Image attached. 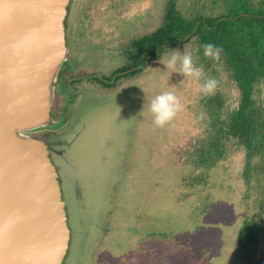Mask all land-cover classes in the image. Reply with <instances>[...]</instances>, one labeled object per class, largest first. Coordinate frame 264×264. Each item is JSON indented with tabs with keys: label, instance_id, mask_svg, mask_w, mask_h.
<instances>
[{
	"label": "rangeland",
	"instance_id": "rangeland-1",
	"mask_svg": "<svg viewBox=\"0 0 264 264\" xmlns=\"http://www.w3.org/2000/svg\"><path fill=\"white\" fill-rule=\"evenodd\" d=\"M168 1L70 0L68 67L54 83L64 85L63 115L31 135L52 145L62 184L70 229L63 264H264V215L255 206L256 183L244 184V151L229 146L201 180L192 157L212 133L203 101L219 91L225 114L237 106L225 73L205 75L218 81L209 95L189 78L154 70H163L159 58L136 74L112 76L135 60L127 52L131 42L161 24ZM175 2L190 7V0ZM163 91L175 92L181 107L157 127L148 103ZM248 216L260 234L240 250L238 232Z\"/></svg>",
	"mask_w": 264,
	"mask_h": 264
},
{
	"label": "water",
	"instance_id": "water-1",
	"mask_svg": "<svg viewBox=\"0 0 264 264\" xmlns=\"http://www.w3.org/2000/svg\"><path fill=\"white\" fill-rule=\"evenodd\" d=\"M70 0H0V264H63L70 229L50 121Z\"/></svg>",
	"mask_w": 264,
	"mask_h": 264
},
{
	"label": "trees",
	"instance_id": "trees-1",
	"mask_svg": "<svg viewBox=\"0 0 264 264\" xmlns=\"http://www.w3.org/2000/svg\"><path fill=\"white\" fill-rule=\"evenodd\" d=\"M189 5L184 10L175 0L168 1L161 24L131 42L127 52L135 60L112 76L117 75V80L128 70L127 74H136L167 48L187 46L196 63L203 65L205 75L216 77L223 71L236 90L237 106L225 114V99L219 91L203 101L212 133L192 157L203 170L201 180L225 158L229 146L243 150L244 184L256 183L259 197L255 206L264 215V0H190ZM205 42L222 49L219 62L203 56L199 46ZM62 66L61 73L68 65ZM254 220L244 218L238 232L240 250L257 241L260 232L253 228Z\"/></svg>",
	"mask_w": 264,
	"mask_h": 264
},
{
	"label": "clouds",
	"instance_id": "clouds-1",
	"mask_svg": "<svg viewBox=\"0 0 264 264\" xmlns=\"http://www.w3.org/2000/svg\"><path fill=\"white\" fill-rule=\"evenodd\" d=\"M199 49H202L205 58L213 62L221 60L222 49L214 43L205 42L199 46ZM158 63L164 66L163 70L159 68L154 70L167 74L169 77L173 73H178L189 78L199 85L204 95L214 93L217 88L218 81L212 77L205 78L204 67L196 63L193 52L167 48L162 60L159 56ZM202 79L203 83H200ZM180 107V100L173 91L160 92L148 103V111L152 115L153 124L157 127H163L173 121Z\"/></svg>",
	"mask_w": 264,
	"mask_h": 264
},
{
	"label": "flooded vegetation",
	"instance_id": "flooded-vegetation-1",
	"mask_svg": "<svg viewBox=\"0 0 264 264\" xmlns=\"http://www.w3.org/2000/svg\"><path fill=\"white\" fill-rule=\"evenodd\" d=\"M71 79H73V78H71ZM68 83L71 84L72 82H67V83H65V85ZM54 86H55V88H54ZM54 86H53L52 91H51V95H52V99H53V107H54V109L52 108V111H51V119H54V122L57 123L56 119L58 118V121H59L61 116L63 115L62 111L64 109V106H62V105H63V103H65L64 98H66V96H64V94L59 92V90H61V87L64 85H60L59 83H56ZM55 107H57V111H56ZM56 129H58V128H56ZM53 131H55V129L52 128V131H50L48 133H53ZM44 132H47V131H44ZM39 141L42 142V144L46 148V151L50 155V153H51L50 148L52 145H50L48 143V141L45 142L44 140H41V139H39ZM60 183H61V181H60ZM61 187H62V184H61Z\"/></svg>",
	"mask_w": 264,
	"mask_h": 264
}]
</instances>
